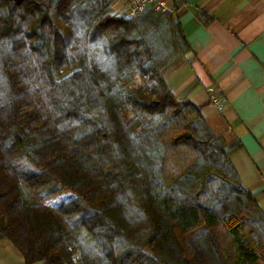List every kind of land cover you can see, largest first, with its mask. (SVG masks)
Returning <instances> with one entry per match:
<instances>
[{
  "label": "trees",
  "instance_id": "1",
  "mask_svg": "<svg viewBox=\"0 0 264 264\" xmlns=\"http://www.w3.org/2000/svg\"><path fill=\"white\" fill-rule=\"evenodd\" d=\"M190 49L175 12L0 0V239L26 264H264L239 140L167 81Z\"/></svg>",
  "mask_w": 264,
  "mask_h": 264
},
{
  "label": "crops",
  "instance_id": "2",
  "mask_svg": "<svg viewBox=\"0 0 264 264\" xmlns=\"http://www.w3.org/2000/svg\"><path fill=\"white\" fill-rule=\"evenodd\" d=\"M175 16L191 49L167 75L175 95L187 93L211 128L240 146L230 160L264 211V0H176ZM212 15L199 17V11ZM215 84L222 109L209 99ZM0 264H26L0 239Z\"/></svg>",
  "mask_w": 264,
  "mask_h": 264
},
{
  "label": "built area",
  "instance_id": "3",
  "mask_svg": "<svg viewBox=\"0 0 264 264\" xmlns=\"http://www.w3.org/2000/svg\"><path fill=\"white\" fill-rule=\"evenodd\" d=\"M176 0H112L113 9L118 12H124L127 15H139L145 9L153 7L161 11H174V4ZM209 99L217 106L218 109H222L221 94L215 84L208 87Z\"/></svg>",
  "mask_w": 264,
  "mask_h": 264
},
{
  "label": "rangeland",
  "instance_id": "4",
  "mask_svg": "<svg viewBox=\"0 0 264 264\" xmlns=\"http://www.w3.org/2000/svg\"><path fill=\"white\" fill-rule=\"evenodd\" d=\"M137 83H143L142 78L139 77V78L137 79Z\"/></svg>",
  "mask_w": 264,
  "mask_h": 264
}]
</instances>
